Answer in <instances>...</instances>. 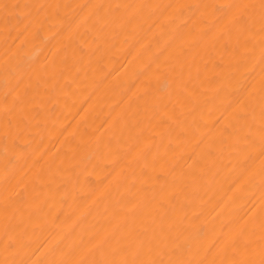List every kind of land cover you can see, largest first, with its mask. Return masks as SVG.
Instances as JSON below:
<instances>
[{"label": "bare ground", "instance_id": "bare-ground-1", "mask_svg": "<svg viewBox=\"0 0 264 264\" xmlns=\"http://www.w3.org/2000/svg\"><path fill=\"white\" fill-rule=\"evenodd\" d=\"M0 264H264V0H0Z\"/></svg>", "mask_w": 264, "mask_h": 264}]
</instances>
